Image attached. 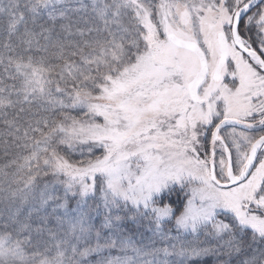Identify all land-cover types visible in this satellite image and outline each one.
<instances>
[{
    "label": "rangeland",
    "instance_id": "rangeland-1",
    "mask_svg": "<svg viewBox=\"0 0 264 264\" xmlns=\"http://www.w3.org/2000/svg\"><path fill=\"white\" fill-rule=\"evenodd\" d=\"M75 1L0 0V264H183L163 243L184 251L199 238L264 264V151L240 186L210 175L215 166L228 181V154L212 139L219 122L243 125L220 132L237 175L264 135V74L231 41L251 0ZM172 33L199 44L210 73L218 33L229 38L205 104L187 88L198 60ZM239 34L264 57V3ZM48 76L73 87L71 104L35 100ZM149 233L159 248L142 241Z\"/></svg>",
    "mask_w": 264,
    "mask_h": 264
},
{
    "label": "trees",
    "instance_id": "trees-1",
    "mask_svg": "<svg viewBox=\"0 0 264 264\" xmlns=\"http://www.w3.org/2000/svg\"><path fill=\"white\" fill-rule=\"evenodd\" d=\"M77 1L78 0L75 1L76 4H77ZM83 1H88V0H83ZM82 5L83 4L80 1L78 2L76 6L79 7ZM73 6L75 5L73 4ZM35 11H36L35 8L32 7L24 13V16H20V18L22 20L27 18V20H29L35 17ZM29 15L31 17H28ZM45 80L48 83L45 89L46 92L44 94H41V97H39L40 99H35V100L46 101L49 99L50 103L52 104H57V103H62V102H64L65 105L71 104L70 94L71 92L72 93L74 92L73 87L67 84L60 77L52 76V78H50L48 76L47 78H45ZM61 85L64 87H62ZM31 95L34 96V94H31ZM65 150H68V149L65 148ZM36 174H37L36 172L31 173L27 177L28 179L26 181L25 186L28 189L27 192L29 196L30 194H35L36 192H38L37 190L40 188L39 187L40 180L38 179V177L35 176ZM30 179H33V184L31 185H29ZM44 184L47 185V183H44ZM246 238L248 239L247 236ZM141 239L143 242H146L145 241L146 239L147 240L146 243L149 244L150 247H153V248L160 247L158 243H154V240L150 233L147 235V237H142ZM201 240L202 239L199 238V240L194 242L190 246L189 249L184 250V251H181L179 249L178 250L174 249L173 248L174 246H172L170 243H166V244L163 243L164 245L162 247L176 251L175 254L179 255L181 260L185 259V262H183V264H254L253 261L251 260V258L253 257L252 251H249L247 248L241 251L238 258H234L233 255L235 251L231 250L229 248L230 246L225 245V246H221V247H218L212 250L214 243L207 242L206 244H202L203 242ZM258 243L259 241L257 240L254 244L251 243V246L258 244ZM183 244L187 245L185 242H183L182 245ZM244 245H249V242H244ZM21 247L23 251L25 252V254L27 255H29V253L31 254L29 255L30 257H34V256L38 258L43 257V254H44L43 251H38V249L35 247L33 248L32 245L21 244ZM214 250H217V255L213 254ZM113 254L117 255L119 254V252L115 251ZM69 256L70 255H67V260ZM171 257L172 256H169L168 258H171Z\"/></svg>",
    "mask_w": 264,
    "mask_h": 264
},
{
    "label": "water",
    "instance_id": "water-1",
    "mask_svg": "<svg viewBox=\"0 0 264 264\" xmlns=\"http://www.w3.org/2000/svg\"><path fill=\"white\" fill-rule=\"evenodd\" d=\"M264 2V0H251L249 3H247L246 5H244L243 7H241L236 14L234 15L233 18V26H232V34H233V41L235 46L237 47V49L239 51H241L245 56H247L251 61L257 62L260 67H261V71L264 73V60L262 59V57L252 51L247 49L243 44H242V40L238 34V29L239 26L241 24V22L248 17V15L253 12L256 8H258L262 3ZM169 40L178 48L181 49H185L188 50L192 53H194L199 61H200V66L201 69L199 71V73L196 75V77L194 78V80L189 84L188 86V90H189V94L191 99L194 102H198V95H199V91L201 89V87L205 84L206 79L208 77V65H207V60L206 57L204 56L203 52L200 50V48L198 47V45L194 42H188V41H184L182 39L177 38L174 35H170ZM218 45H219V50L221 53V59L219 62V66L218 69L214 75V78H218L225 66L227 57H228V42L226 40V37L224 34H219L218 36ZM231 123L230 121H226L224 123H222L223 125ZM264 145V137L261 138L260 140H258L255 145L252 148V151L249 155V161L247 164V170L246 172L240 177V178H236L234 175V170H233V166H232V161L231 159H229V177H230V183L229 184H222L220 183L217 178H216V174H215V169L214 167L211 168V177L212 180L219 186L222 188H229V187H233L236 186L242 182H244L251 174L253 167L257 161L258 155L261 151V149L263 148ZM228 151V150H227Z\"/></svg>",
    "mask_w": 264,
    "mask_h": 264
},
{
    "label": "flooded vegetation",
    "instance_id": "flooded-vegetation-1",
    "mask_svg": "<svg viewBox=\"0 0 264 264\" xmlns=\"http://www.w3.org/2000/svg\"><path fill=\"white\" fill-rule=\"evenodd\" d=\"M244 21V20H243ZM242 21V22H243ZM241 22V23H242ZM240 26H241V24H240ZM239 30H240V28H239ZM190 41H192V40H190ZM227 41H229V38H228V40ZM232 41V40H231ZM193 42H195V41H193ZM229 44H230V42H229ZM217 45H218V37H217ZM201 48V47H200ZM202 49V48H201ZM218 49H219V45H218ZM202 52H203V54H204V56L206 57V59L208 60V56L205 54V52H204V50L202 49ZM195 56V55H194ZM196 58H197V60H198V63H199V66H200V61H199V59H198V57L197 56H195ZM208 65H210L209 64V61H208ZM215 69V68H214ZM214 69H213V71H214ZM213 71H212V73H213ZM222 78H223V73L221 74V76H220V78L219 79H214L213 78V74H211L210 73V70H209V76H208V80H207V82L208 81H211V82H213V83H219V82H221V80H222Z\"/></svg>",
    "mask_w": 264,
    "mask_h": 264
}]
</instances>
